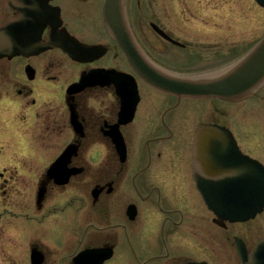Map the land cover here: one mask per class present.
Masks as SVG:
<instances>
[{
  "label": "flooded vegetation",
  "instance_id": "obj_1",
  "mask_svg": "<svg viewBox=\"0 0 264 264\" xmlns=\"http://www.w3.org/2000/svg\"><path fill=\"white\" fill-rule=\"evenodd\" d=\"M102 3L0 0V26L17 17L43 40L66 31L87 42L86 34L105 31ZM166 23L159 24L174 41L155 33L152 53L163 66L187 70L198 61L199 71H209L251 48L249 27L180 26L171 16ZM121 53H112L117 68ZM63 56L53 48L0 58V156H18L6 153L9 146L21 151L20 162L31 163L0 170V203L7 208L0 219L8 216L11 231L4 233L0 224V240L8 237L11 246L13 237L26 240L24 249L0 248V264H240L236 241L250 253L264 237V210L247 221L228 222L208 208L201 190L214 188L206 173L215 174L207 160L196 165L203 173L195 170L194 135L201 121L225 125L239 148L264 164V112L256 130L234 129L225 118L236 111L225 110L222 100L179 99L142 82L134 117L123 123L121 99L111 84L70 96L79 116L74 129L66 88L79 73L65 78ZM258 97L264 100V90ZM121 138L124 157L116 147ZM68 144L78 146L76 151L48 176V166ZM34 158L47 162L40 167ZM56 226L63 227L59 234L52 230Z\"/></svg>",
  "mask_w": 264,
  "mask_h": 264
},
{
  "label": "water",
  "instance_id": "obj_2",
  "mask_svg": "<svg viewBox=\"0 0 264 264\" xmlns=\"http://www.w3.org/2000/svg\"><path fill=\"white\" fill-rule=\"evenodd\" d=\"M259 3L264 5V0H257ZM106 21L113 32L119 37L123 38V30L125 29L124 20L121 13V4L119 0H109L106 4ZM14 36L12 34L0 33V56L11 51L13 46ZM124 47L128 48L131 56V61L134 63L132 52L133 44L130 40H123ZM127 42V43H126ZM72 56H76L73 50L69 51ZM135 64V63H134ZM136 65V64H135ZM153 73V71H150ZM150 74L149 79L156 84L173 90H184L193 91L196 94H215L225 99H237L241 98L242 95L247 93L264 78V39L261 44L251 56L244 59L240 64L234 66L226 74L218 76L217 78L206 80V79H195L185 80L184 82L170 80L166 82L159 78H154ZM146 74V73H145ZM92 80L94 82H100L101 79L105 78L106 75L99 73H92ZM251 85V86H249ZM240 199H243L240 195ZM226 202H228L225 199ZM264 204V170L255 161H251V208H235L229 209L224 206L219 211L225 216L231 219H245L249 214H253L261 208ZM251 264H264V241L254 250L251 256Z\"/></svg>",
  "mask_w": 264,
  "mask_h": 264
},
{
  "label": "rangeland",
  "instance_id": "obj_3",
  "mask_svg": "<svg viewBox=\"0 0 264 264\" xmlns=\"http://www.w3.org/2000/svg\"><path fill=\"white\" fill-rule=\"evenodd\" d=\"M160 8L163 13L167 11L173 14H180L181 16H189L190 25H210V26H224L231 28L240 26H251V31H264V8L260 7L254 0H158ZM154 0H129L128 10L133 15V20L136 25L140 27L147 26L144 15L150 14L149 17L154 16ZM179 20V18H177ZM249 20V21H248ZM181 24H183L181 22ZM150 31V30H149ZM149 43H152L150 34L147 35V29H140ZM64 66L66 68L65 77H73L75 68L64 59ZM245 102L239 103L242 106ZM247 121H244L243 126L247 128L249 123L251 128L256 130L259 127L257 123L251 120V114H246ZM67 134V133H66ZM9 150H6L8 153ZM16 161H12L15 163ZM1 164L0 167H2ZM63 229L61 226L52 228L54 232L59 234ZM1 249H8L9 243L7 237L1 239Z\"/></svg>",
  "mask_w": 264,
  "mask_h": 264
}]
</instances>
